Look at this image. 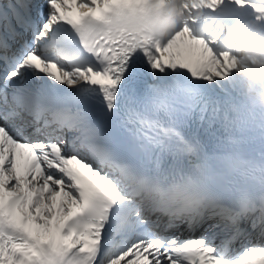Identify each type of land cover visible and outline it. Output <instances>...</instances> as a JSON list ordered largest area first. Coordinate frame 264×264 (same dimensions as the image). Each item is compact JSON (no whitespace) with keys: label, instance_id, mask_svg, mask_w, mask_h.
<instances>
[{"label":"bare ground","instance_id":"1","mask_svg":"<svg viewBox=\"0 0 264 264\" xmlns=\"http://www.w3.org/2000/svg\"><path fill=\"white\" fill-rule=\"evenodd\" d=\"M258 5L262 7L256 8V12L259 15L258 20L256 17L248 18L247 15L253 12V8L244 4L240 10L244 14L245 22L247 26L260 27L258 30L261 36L259 41L260 46H264V0L260 1ZM87 6V5H86ZM203 19L208 17L207 14L201 15ZM249 21V22H248ZM187 30L180 31L175 37V41L180 38L186 39ZM176 44V42H175ZM194 41L188 38L185 41V45H191V48L197 53L204 54L206 57V76L202 78L203 84L212 90V95L222 98L227 103H232L234 109L232 113L238 120L245 115L258 117L264 114V70L259 72L249 61L245 60L242 63L237 61L235 63L233 58L225 57L223 51L211 47L209 44H201L193 47ZM171 52V51H170ZM225 53V52H224ZM72 78V76H71ZM201 150L212 152L217 155H225L229 153L242 154L236 161V168L241 169L250 164L264 163V151L255 153H247L251 148L264 145V124L255 125L251 128H240L233 132H227L221 135L210 146L209 144L202 143ZM20 155H27L23 151H19ZM33 157H38V154H33ZM12 166H15L17 170H13ZM2 171L5 172L3 176ZM41 177V179H40ZM29 182L31 187L36 188L42 192V202L39 205L33 207H26L29 214L37 221L38 226L47 225L50 217L56 215V219H59L66 207V204L70 203L68 195V182L67 178L55 171L46 164L42 173H38L33 168L21 167L18 163H14L12 159L0 161V188L14 191L22 190V184L17 186L21 180ZM52 179L58 182L55 185L54 182H50ZM7 181L10 184L7 185ZM46 184V185H45ZM45 185V188L44 186ZM61 187V191L58 193V187ZM148 205H150V199H147ZM28 204L25 203V206ZM149 210V208H148ZM230 219L231 216L225 215ZM250 224L257 225L264 222V218H252L249 219ZM142 251V253H140ZM140 255V256H138ZM153 256L151 249L146 245V249L141 250H128L120 255L116 256L108 264H182L179 263L175 257L169 256L167 259L162 258L157 260Z\"/></svg>","mask_w":264,"mask_h":264}]
</instances>
